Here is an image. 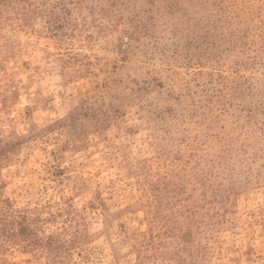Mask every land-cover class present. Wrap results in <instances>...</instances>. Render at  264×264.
Returning <instances> with one entry per match:
<instances>
[{"label": "rangeland", "instance_id": "obj_1", "mask_svg": "<svg viewBox=\"0 0 264 264\" xmlns=\"http://www.w3.org/2000/svg\"><path fill=\"white\" fill-rule=\"evenodd\" d=\"M0 264H264V0H0Z\"/></svg>", "mask_w": 264, "mask_h": 264}]
</instances>
